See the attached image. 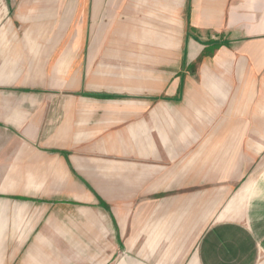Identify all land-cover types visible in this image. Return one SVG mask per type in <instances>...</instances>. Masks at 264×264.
Returning a JSON list of instances; mask_svg holds the SVG:
<instances>
[{"label": "crops", "instance_id": "0c3cea01", "mask_svg": "<svg viewBox=\"0 0 264 264\" xmlns=\"http://www.w3.org/2000/svg\"><path fill=\"white\" fill-rule=\"evenodd\" d=\"M33 2L45 6L0 11V197L21 217L7 226L43 227L34 243L64 245L62 264H264V0L108 1L158 14L142 39L166 9L187 26L174 90L155 96L93 65L99 27L89 46L39 22L79 5L87 20L104 0ZM40 180L75 191L38 199ZM34 248L28 264H49Z\"/></svg>", "mask_w": 264, "mask_h": 264}, {"label": "rangeland", "instance_id": "374dc122", "mask_svg": "<svg viewBox=\"0 0 264 264\" xmlns=\"http://www.w3.org/2000/svg\"><path fill=\"white\" fill-rule=\"evenodd\" d=\"M19 1L21 2L11 5L6 4L4 0H0V11L17 10L19 8L24 11L39 13L42 7L45 6L40 2H33L35 0H25V3L23 0ZM104 1L103 4L99 5L97 13L95 10L96 3H89V17L87 20L82 17L84 15L80 12L79 5L77 14H74V18L70 21L44 19L39 20V22L42 28L48 27L47 29L51 30L68 31L67 35H60L59 32L53 30L57 33V41L72 42L73 44L86 42L89 46L94 39L93 28L99 27L101 31V43L99 45L101 46L98 52L89 53V60H92L91 56L95 55L92 56L93 65L104 64V68H100V70L104 69L109 72V75L111 73L109 81L119 85L135 86L138 89L137 93H149L153 96L165 94L167 92L166 87H168V91L174 90V84L169 83L167 86L166 82L177 72L176 62L183 60V51L186 53L187 50V47L185 48L187 26H185V30L182 29L180 13L179 16L178 14L174 15L171 9H166L163 13L164 17H161L164 28L153 27V33L147 39H142L135 35L137 31H142L141 18L146 17V23L151 21L152 17H158V14L154 12L150 15L144 12L129 15L125 11L121 12L122 9L124 10V6L128 4L122 5L120 12L115 11L114 13L111 9L113 5L107 3L110 0ZM189 12L190 4H186L185 16ZM145 14L151 18L147 20L148 16H144ZM153 23L157 24V21ZM175 25H178V27L175 28ZM41 38V42H55L53 35L42 36ZM166 39H171L169 45L164 44L167 41ZM192 40L190 43L197 45V40ZM140 88L142 89L140 90ZM153 102L155 106L159 101L154 99ZM36 190V198L38 199L71 198L72 191H75L71 181L66 180H40L39 185H36ZM25 202L34 205L43 201L25 200ZM12 207L11 204L8 206L0 197V236L2 237L0 240V264H28L26 259L34 246L37 247L33 250L35 251L34 254L38 258L40 257L42 262L45 261L49 264L64 263L61 256L65 249L64 245L34 243V238L38 235L37 232L43 230V227L36 229L34 234L31 235L30 232L33 230L31 228L7 226L21 219L18 216V211L12 210ZM26 214L24 212V216ZM48 258L52 260H45Z\"/></svg>", "mask_w": 264, "mask_h": 264}, {"label": "trees", "instance_id": "16d2710c", "mask_svg": "<svg viewBox=\"0 0 264 264\" xmlns=\"http://www.w3.org/2000/svg\"><path fill=\"white\" fill-rule=\"evenodd\" d=\"M193 29L194 28L191 26L190 21L188 20V32L191 31V30H193ZM188 36H190L189 33H188ZM206 44H209V42H207ZM218 46H220L219 43H216L215 46H214V48H212L211 50L209 48L206 49L204 51V54H207V53L210 54V53H212L214 51V49L217 48Z\"/></svg>", "mask_w": 264, "mask_h": 264}]
</instances>
